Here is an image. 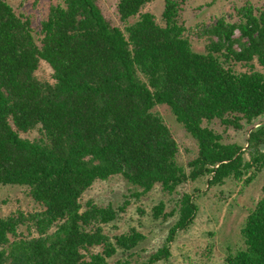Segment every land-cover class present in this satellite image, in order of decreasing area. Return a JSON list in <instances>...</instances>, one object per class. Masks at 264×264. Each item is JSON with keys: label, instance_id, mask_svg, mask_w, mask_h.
I'll return each mask as SVG.
<instances>
[{"label": "trees", "instance_id": "trees-1", "mask_svg": "<svg viewBox=\"0 0 264 264\" xmlns=\"http://www.w3.org/2000/svg\"><path fill=\"white\" fill-rule=\"evenodd\" d=\"M150 1L117 0L121 28L96 0H57L35 32L25 13L0 0V185L26 186L39 206L0 215V264H127L108 259L143 235L105 234L103 224L124 206H83V192L97 179L121 174L142 193L156 183L171 193L204 175L209 186L245 174L249 181L264 167V7L244 0L203 26L199 52L180 20L186 0H164L163 24L142 10ZM41 60L53 82L36 77ZM158 104L197 143L188 171L153 110ZM212 121L223 130L249 125L245 149L223 142L204 124ZM33 130L34 138L21 135ZM179 205L168 242L197 209L188 193ZM163 206L153 207L154 217ZM240 234L243 246L223 264H264V184ZM168 253L163 246L149 262Z\"/></svg>", "mask_w": 264, "mask_h": 264}, {"label": "rangeland", "instance_id": "rangeland-1", "mask_svg": "<svg viewBox=\"0 0 264 264\" xmlns=\"http://www.w3.org/2000/svg\"><path fill=\"white\" fill-rule=\"evenodd\" d=\"M15 12L25 13L31 21L35 32L41 27V21L46 17L48 8L57 0H5ZM105 17L111 24L123 28L116 12L117 0H96ZM255 6L264 7V0H250ZM244 0H186L184 10L180 15L192 48L204 51L206 36L201 33L202 27L212 23L219 16H227L240 6ZM164 0H152L144 5L143 11L154 14L158 23L163 24L161 12ZM130 19V22L133 21ZM257 69H260L256 65ZM245 66L237 65L236 70H244ZM38 79L53 82L51 67L43 60L35 72ZM157 112L169 127L178 144L176 156L178 164L186 171L189 170L188 161L197 153V143L182 125L176 120L170 108L165 104L156 105ZM264 120V118H263ZM222 136L223 142H236L244 149L248 136V127L236 130H223L217 121L204 122ZM23 137L34 138L38 134L35 130L21 133ZM249 175L241 179L229 177L221 185L207 184L208 176H200L195 180H187L169 193L163 191L159 183L147 192L132 185L121 174H115L105 180L97 179L81 196L84 206L91 200L100 206L111 205L114 208L124 206L117 211L114 220L103 224V231L109 237L116 234L128 233L136 230L143 235L139 243L131 250L118 249L108 260H117L127 264H223L225 256L243 246L240 229L247 214L255 206L262 195L264 184V167L247 181ZM191 195V201L196 205V211L191 222L184 228L176 229L171 241L167 236L171 227L179 218V204L183 194ZM163 202V212L160 216H153V207ZM36 204L28 194L26 186L3 184L0 185V215L6 216L18 211L38 210ZM165 215V216H164ZM167 246L168 256L149 262L151 254L159 248Z\"/></svg>", "mask_w": 264, "mask_h": 264}, {"label": "water", "instance_id": "water-1", "mask_svg": "<svg viewBox=\"0 0 264 264\" xmlns=\"http://www.w3.org/2000/svg\"><path fill=\"white\" fill-rule=\"evenodd\" d=\"M262 123V122H261ZM261 123H258V124H261ZM258 124H254V125H252V127L254 128V127H256V126H258ZM251 129H249V131H250ZM248 131V132H249Z\"/></svg>", "mask_w": 264, "mask_h": 264}]
</instances>
